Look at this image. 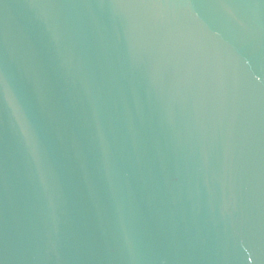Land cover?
Here are the masks:
<instances>
[{"label": "water", "instance_id": "95a60500", "mask_svg": "<svg viewBox=\"0 0 264 264\" xmlns=\"http://www.w3.org/2000/svg\"><path fill=\"white\" fill-rule=\"evenodd\" d=\"M0 264H264V0H0Z\"/></svg>", "mask_w": 264, "mask_h": 264}]
</instances>
